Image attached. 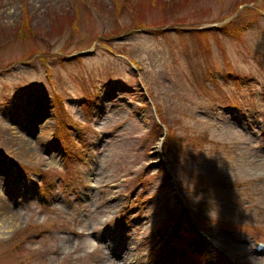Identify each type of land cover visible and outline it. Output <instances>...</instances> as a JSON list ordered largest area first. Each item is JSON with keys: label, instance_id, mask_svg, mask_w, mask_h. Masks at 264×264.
<instances>
[{"label": "rangeland", "instance_id": "obj_1", "mask_svg": "<svg viewBox=\"0 0 264 264\" xmlns=\"http://www.w3.org/2000/svg\"><path fill=\"white\" fill-rule=\"evenodd\" d=\"M121 2L0 0V264H51L79 237L67 230L92 232L121 217L148 172L157 197L145 217L131 224L125 244L112 238L111 249L101 245L86 264L150 263L154 231L184 207L182 196L205 225L219 223L227 256L264 264V255H253L264 239V0H135L124 16ZM235 14L241 17L227 32L214 28ZM251 14L255 21L239 36ZM89 47L93 53L83 54ZM213 69L219 80L204 87ZM143 84L168 114L173 137L187 139L167 183L157 169L160 131ZM56 107L59 119L64 107V125ZM60 126L71 129L68 142ZM19 164L37 172L25 174ZM6 202L12 213L2 208ZM24 232L31 237L13 249ZM111 250L115 261L103 255ZM225 254L187 259L229 264Z\"/></svg>", "mask_w": 264, "mask_h": 264}, {"label": "clouds", "instance_id": "obj_2", "mask_svg": "<svg viewBox=\"0 0 264 264\" xmlns=\"http://www.w3.org/2000/svg\"><path fill=\"white\" fill-rule=\"evenodd\" d=\"M79 231L80 236L71 238L66 248L58 256L51 258V264H86V261L94 254L99 244L83 228Z\"/></svg>", "mask_w": 264, "mask_h": 264}, {"label": "trees", "instance_id": "obj_3", "mask_svg": "<svg viewBox=\"0 0 264 264\" xmlns=\"http://www.w3.org/2000/svg\"><path fill=\"white\" fill-rule=\"evenodd\" d=\"M131 0H122L121 2V7H120V12H118V14H123L124 11L127 12L126 10L131 8Z\"/></svg>", "mask_w": 264, "mask_h": 264}, {"label": "bare ground", "instance_id": "obj_4", "mask_svg": "<svg viewBox=\"0 0 264 264\" xmlns=\"http://www.w3.org/2000/svg\"><path fill=\"white\" fill-rule=\"evenodd\" d=\"M43 140H44V138L42 137V138H41V141L43 142ZM41 141H40V142H41ZM2 208L7 209V210L10 211V213H12L11 206H10L7 202L4 203V204H2Z\"/></svg>", "mask_w": 264, "mask_h": 264}]
</instances>
